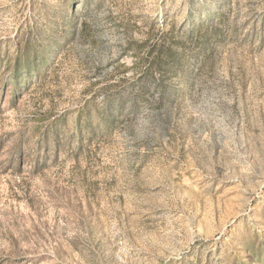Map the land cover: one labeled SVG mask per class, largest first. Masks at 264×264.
<instances>
[{"label":"rangeland","instance_id":"1","mask_svg":"<svg viewBox=\"0 0 264 264\" xmlns=\"http://www.w3.org/2000/svg\"><path fill=\"white\" fill-rule=\"evenodd\" d=\"M0 264H264V0H0Z\"/></svg>","mask_w":264,"mask_h":264}]
</instances>
